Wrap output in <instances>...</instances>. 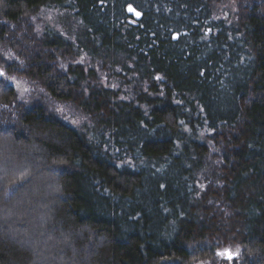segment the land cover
I'll use <instances>...</instances> for the list:
<instances>
[{"label":"trees","instance_id":"1","mask_svg":"<svg viewBox=\"0 0 264 264\" xmlns=\"http://www.w3.org/2000/svg\"><path fill=\"white\" fill-rule=\"evenodd\" d=\"M0 69L90 122L0 88V264H264V0H0Z\"/></svg>","mask_w":264,"mask_h":264},{"label":"rangeland","instance_id":"2","mask_svg":"<svg viewBox=\"0 0 264 264\" xmlns=\"http://www.w3.org/2000/svg\"><path fill=\"white\" fill-rule=\"evenodd\" d=\"M32 20L35 22L34 30L36 32L47 27L63 37H69L74 31V19H72V15L68 10L56 8L43 9L36 17H33ZM5 76L9 78L7 80L8 84L14 87L18 102L27 105L33 102H40L50 111L54 112L65 124L77 130H88V128H90L89 120L71 105L54 102L41 88L31 84L17 73L9 72ZM2 78L5 79V77ZM57 109H63V112H59ZM65 117H68L67 121L64 119ZM72 120L78 121V124L73 125L70 123ZM225 250H231L233 253L237 251L236 249L230 248L221 250V252Z\"/></svg>","mask_w":264,"mask_h":264},{"label":"snow or ice","instance_id":"3","mask_svg":"<svg viewBox=\"0 0 264 264\" xmlns=\"http://www.w3.org/2000/svg\"><path fill=\"white\" fill-rule=\"evenodd\" d=\"M127 11L130 13H133L136 17H140L141 13L136 11L134 7L129 4L127 7ZM176 36H173V39H176ZM0 77H5L4 81H0V88L7 87L6 81L9 79L8 77L5 76V73L2 69H0ZM156 79H160V77H157ZM59 112H63V109H57ZM66 121L68 120V117L64 118ZM73 125L78 124V121L72 120L70 121ZM10 134V130L7 127H4L0 129V138L7 140L8 135ZM26 175V173H25ZM161 187H164V185H161ZM5 195H8L6 192ZM217 256L226 258L229 261H232L234 258L238 257L239 255V250H237L235 253H233L231 250H225L224 252H217Z\"/></svg>","mask_w":264,"mask_h":264},{"label":"water","instance_id":"4","mask_svg":"<svg viewBox=\"0 0 264 264\" xmlns=\"http://www.w3.org/2000/svg\"><path fill=\"white\" fill-rule=\"evenodd\" d=\"M126 12H127V14H128L130 17L133 18L134 21H138V20L141 18V15H140V17H136L133 13H130V12H128L127 10H126ZM173 36L178 37L177 34H173ZM173 36H172V40H173V41H176L177 38H176V39H173Z\"/></svg>","mask_w":264,"mask_h":264}]
</instances>
